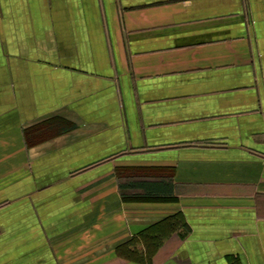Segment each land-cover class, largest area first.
<instances>
[{
  "label": "crops",
  "instance_id": "crops-1",
  "mask_svg": "<svg viewBox=\"0 0 264 264\" xmlns=\"http://www.w3.org/2000/svg\"><path fill=\"white\" fill-rule=\"evenodd\" d=\"M0 264H264V0H0Z\"/></svg>",
  "mask_w": 264,
  "mask_h": 264
},
{
  "label": "trees",
  "instance_id": "trees-1",
  "mask_svg": "<svg viewBox=\"0 0 264 264\" xmlns=\"http://www.w3.org/2000/svg\"><path fill=\"white\" fill-rule=\"evenodd\" d=\"M59 122L60 128H64V121L61 120ZM41 127L44 128V124ZM28 133L27 131V136ZM45 135V132L34 133L30 135V139L33 141ZM166 170L163 167L154 166L118 167L117 175L121 179L119 185L123 198L127 201H163L174 199L176 195H174L175 186L172 182L173 175Z\"/></svg>",
  "mask_w": 264,
  "mask_h": 264
}]
</instances>
